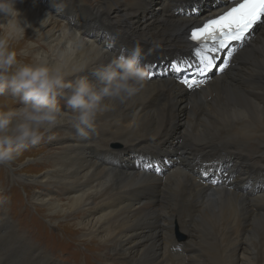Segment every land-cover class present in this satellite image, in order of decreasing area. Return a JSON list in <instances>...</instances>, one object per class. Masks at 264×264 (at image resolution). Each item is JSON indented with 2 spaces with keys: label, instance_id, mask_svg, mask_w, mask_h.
<instances>
[{
  "label": "bare ground",
  "instance_id": "1",
  "mask_svg": "<svg viewBox=\"0 0 264 264\" xmlns=\"http://www.w3.org/2000/svg\"><path fill=\"white\" fill-rule=\"evenodd\" d=\"M197 1L164 0L146 13L151 0H0V40L9 41L0 79L17 98L0 100V141L48 138L31 161L42 172L30 198L102 250L105 264H264V6L240 43L199 53L189 28L238 0L177 13ZM128 57L140 67L124 65ZM166 57L198 63L192 72L204 75L184 82L143 70ZM158 152L171 161L158 163ZM8 210L0 264H66Z\"/></svg>",
  "mask_w": 264,
  "mask_h": 264
},
{
  "label": "rangeland",
  "instance_id": "2",
  "mask_svg": "<svg viewBox=\"0 0 264 264\" xmlns=\"http://www.w3.org/2000/svg\"><path fill=\"white\" fill-rule=\"evenodd\" d=\"M123 1L130 4L133 3L134 0H123ZM214 1L215 0H201V4L198 6H196L195 3L188 4L187 7L185 8L184 6L181 8H176L178 9L177 13L183 14L184 11L188 12L189 10L190 13L200 10H207L208 6ZM217 1L219 2L221 0H217ZM85 2L87 4H93L96 2V0H85ZM162 3H164V0H151V5L150 7H147L146 13L160 11L159 8L161 7ZM111 5L112 8L114 9L115 5L112 2ZM260 27L258 26L257 32L259 31ZM252 35L253 34H250L248 37H251ZM8 42L9 41L1 42L0 40V47L2 48L5 47L8 44ZM22 51H23L22 49L18 50L19 53H22ZM223 57L224 55L218 57L214 65L211 68H207V70H205L206 73H209L210 69L219 68V66L224 63ZM14 62L15 64L18 65L22 63V61L18 60V58L15 59ZM140 62L141 60H136L135 58L132 57L124 58V65L130 63L131 65L133 64L134 68L136 69L140 67L139 65ZM203 63L205 64L207 63V61ZM203 63H200V66H203L204 65ZM142 65H143V70L148 73H154V74L165 73L162 75H166V76H169V73L166 72H170V73L175 72L182 74L181 77H183L184 82L188 81L187 77H194L193 75L197 76L198 73H202V71L198 73L192 72L195 71L196 68H198V63L189 62L188 60L181 57L179 58L166 57L163 60L154 61L153 59L148 62L144 60L142 62ZM10 68L11 69L13 68L11 70V73L12 74L15 73L14 71L15 65L14 64L10 65ZM1 69L2 68H0V71H2ZM202 74L204 75V73ZM201 80L202 78L199 77L198 79L197 77V80L194 83L196 85H198L199 83L203 84L204 81ZM8 83L9 82L0 79V100L17 99L16 96L14 95V92H11L13 89L9 86ZM32 92L38 94V92L34 90H32ZM38 95H40V97H45L43 96V94H38ZM10 106L11 105L6 104L4 109L10 110L11 109ZM6 134H7L6 128L4 126V128H2L0 136ZM44 138L45 137L42 136L38 140L39 143L38 142L22 143L21 140L8 139V135H7L6 141L4 142L0 141V154L4 158V161H6V162L0 161V186H2L0 188V195L1 193L5 194L4 198H1L0 196V209L2 208L8 209L9 207L8 213L10 217H13L14 220L18 221L20 225L25 228L26 231L30 230V228H28L27 226L28 224H30V226L32 227L31 230H35V233L39 236L37 239H33L35 241L34 243L40 245L44 249H49V251H52L53 256L56 259L60 260L61 262L66 264H72L73 260L77 259L79 264H105L104 257L102 256L103 254L102 250H98L94 248L92 249L90 247L87 248L88 245L86 246L85 241L82 240L81 235L77 233L75 229L71 231L72 227L69 226L65 227V229H63L62 227H58V224L61 225L64 223L63 225H67L66 221L62 219H58L56 222H53L52 220L46 217L43 211L36 209V207H40V206L32 202L30 198L29 192L32 191L34 188L28 183L32 179L33 175H38L40 172H42L40 171L39 167L32 165L31 161L33 158L37 159L40 155H42L43 145H46L48 147V144L50 142H47L48 138L47 139ZM40 142H42L43 144H41ZM40 145L42 146L40 147ZM111 146L112 148H114L115 144H112ZM124 154L125 153H123L122 161L118 162V165L123 166L125 164ZM132 160H134L133 162L137 164L135 158L134 159L132 158ZM156 160L158 163H161L163 166L167 165V163L171 161L169 154H162V152L157 153ZM29 165L31 166V168ZM155 167H157L156 164ZM213 169H216V166H211L209 168V171L212 172ZM13 171L15 173L20 172L19 173L20 176L17 177L16 174L15 177H12L11 173H13ZM246 186H244L243 189L246 190L252 185H250L249 187ZM49 190L50 189H47V192H49ZM50 222H52L53 225H50L49 224ZM173 236L175 240L177 239L176 240L177 242H181L186 239L185 234L180 232L178 229H174ZM82 251L88 253L92 263H90V261H88L85 258Z\"/></svg>",
  "mask_w": 264,
  "mask_h": 264
}]
</instances>
